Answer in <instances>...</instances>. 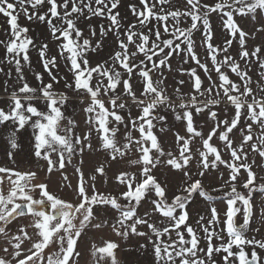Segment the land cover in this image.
<instances>
[{"label": "snow or ice", "instance_id": "obj_1", "mask_svg": "<svg viewBox=\"0 0 264 264\" xmlns=\"http://www.w3.org/2000/svg\"><path fill=\"white\" fill-rule=\"evenodd\" d=\"M93 2L95 7H93ZM44 3L50 7L47 13H40L39 8ZM173 0H140L142 10L133 12L137 16L138 25L142 29L151 20L157 21L154 35L155 40L143 31H136L137 25H129L121 33L119 13L117 9L119 0H0V14L8 18L10 38L7 41L0 40L6 50L5 59L8 63H14L16 72L21 81L24 80L21 69V58L24 63H29L28 55L30 46L34 41L27 33L29 29L19 25L20 13H23L28 20H38L47 23L51 36L58 44L59 55L65 59L70 67L68 71L73 76V83H65V87L76 93H83L88 97V103L83 108L87 114L85 123L88 130L83 135H78L75 120L65 118L62 108L65 106L68 96L66 93L57 92L52 82H59L56 75L51 71L57 67V57L49 58L47 54L48 44L39 46V57L52 82L43 83L42 76L37 73L36 80L40 81L39 88L31 87L26 81L17 91H13L9 97V106L6 111L0 108V125L11 122L13 131L7 137L10 151L7 155L13 160L14 151L20 145L17 134L26 128H31L34 140L33 154L37 159L47 162V172L50 174L56 170L65 168V161L72 162L73 156H82L85 150H91L92 131L98 135L100 150L109 153L112 160L124 158L129 154L139 153V157L129 160L130 165H141L140 179L134 173L121 172L117 181L126 187V190L119 197L105 195L95 188V175L91 177L93 183L88 184L84 180L80 167L75 169L79 174L77 187L73 189L78 203H72L61 199L48 191L47 184L33 183L36 179V172H21L7 167L0 166V238H7L11 246L3 251L10 259L0 256V264H79L77 259L80 253L75 251L78 238L81 237L85 228L91 226L100 229L110 226L116 236L122 237L125 241L130 235L146 238L147 244H140L141 249L152 245L154 264H217L213 255L223 252L224 264H264L256 248L264 250V240L255 238L249 239L246 235L249 230L250 219L254 215L251 197L255 190L264 192V184H255L256 174L252 171L255 160L248 163V152L245 146L250 145L253 153L264 159V96H258L251 87L252 78L247 70H243L237 60L228 55L229 48L234 41L239 43V57L241 60L250 61L255 57L259 67L264 69V60L259 58L261 47L255 46L251 52L246 44L249 33L245 32L235 21L234 15H251L253 21L257 19L256 13H264V0H216L213 5L203 4L202 0H185L183 9L177 7L175 10L165 12L161 7L156 10L157 5H171ZM19 5V10H17ZM69 5H71L69 9ZM29 7L32 9L29 12ZM60 9H63L61 13ZM85 11L88 15L85 16ZM222 13L223 27L227 30L232 39L224 41L225 47L220 48L212 43L214 33L211 31L210 14ZM110 21L109 27H100L101 37L109 31L114 32L119 50L104 61L92 65L88 59L90 51L101 48L102 41H97L93 46L90 39L83 38L82 31L77 27L80 17L91 19L92 16H105ZM173 21L171 28L167 21ZM191 19L188 27L181 28L182 19ZM59 20V25L53 23ZM203 27L202 45L206 50V60L209 64L201 62L195 51L196 42L193 39V32ZM163 26V38L160 31ZM152 32V29H149ZM256 32H264V25L256 28ZM95 36V30H92ZM121 35L126 37L121 39ZM255 38V33L251 34ZM138 41V42H137ZM130 47L135 50L130 51ZM165 49H168L166 52ZM65 53L67 55L65 56ZM183 54L184 62L191 60L202 69L209 80V86L203 88L202 80L195 69H191L188 75L193 80L192 89L194 92L180 94L176 89V98L173 99L167 93L164 86L162 67L171 68L168 63L172 55ZM223 54V58L218 57ZM143 55L144 59L136 62V57ZM163 55V58H159ZM154 57L158 59L154 60ZM147 62V63H146ZM151 67H148V64ZM228 68L234 73L242 84L233 82L229 76L222 71ZM214 71L219 83L212 79L211 72ZM140 78L143 89L139 96L131 85L133 73ZM154 72H159L158 78L153 77ZM59 79H65L60 77ZM95 80L93 85L92 81ZM264 72L260 74V81H257V88L264 93ZM183 84L184 81H179ZM122 85L123 91L117 93ZM242 89V90H241ZM203 97V99H201ZM40 101L45 105L46 110H40L33 103ZM80 103L84 104V96L80 97ZM226 104L225 113L229 107L234 109L232 118L220 120L214 107ZM135 107L138 115L132 116V108ZM171 110L178 121H183L186 135L175 133L176 144L179 149L178 155L171 151L165 152L162 148L154 129L159 123L164 122L166 117L158 114V109ZM127 109V117L123 111ZM208 110V118L215 122L205 137L202 131L203 125L198 130L194 121V113L201 114ZM245 119V127L240 129L241 139L237 143L230 138V134L237 129L241 118ZM251 121V123H247ZM124 125L122 140H117V133L120 132V125ZM259 129L255 131L253 126ZM168 129L161 127L160 131ZM133 132L139 135L134 136ZM222 142L225 151L230 153L231 161L222 159L218 148L210 143L214 136ZM199 138L200 144L194 149L192 145ZM153 151L156 155H153ZM53 154L58 160L52 159ZM166 158V159H163ZM196 161L195 175L199 179H192V174L187 171L192 161ZM15 161L13 160V163ZM162 162L171 166L173 170L183 172L184 179L178 194L174 195L169 202L166 195V185L161 183L152 175V170ZM83 160L81 159V164ZM220 165L230 169L229 177L224 180L213 192L222 193L221 196H213L204 188L203 177L210 170L218 171ZM264 166V165H260ZM241 169L247 173V179L242 187L246 190L240 192L235 183L241 173ZM96 173L104 175V167L96 169ZM223 179V173L218 177ZM67 180V176H64ZM5 181L8 188L5 193ZM71 187L70 183L67 185ZM89 187L92 191L89 194ZM228 191H224V188ZM38 190V198H37ZM152 208L145 211L141 216L138 208L142 201L149 198ZM198 194L204 200L210 202V217L200 215L196 221L204 233L207 241L206 248L199 247V236L191 225L187 223L189 213L187 205L193 195ZM126 201L121 203L120 201ZM220 200L226 204V210L220 213L214 206V202ZM239 202V205H238ZM47 203L51 211L45 212L43 205ZM97 205H109L116 210L118 216L115 222L108 225L107 220L100 221L95 216L94 207ZM243 215V222L237 223L238 213ZM152 213L159 215L168 221L167 226L160 227L156 222H150ZM30 215L33 220L27 226L18 229L19 234L9 235L8 224L15 217ZM223 215L225 219L221 221ZM96 219L98 222L92 223ZM260 219L264 222V202L260 207ZM206 220V223H205ZM223 223L225 227L220 232L215 227ZM139 226H146L149 231H140ZM183 226V227H182ZM34 229L29 235L27 228ZM187 232L189 239L185 238ZM258 231V229H257ZM175 239H172V233ZM227 233V241L224 242L221 233ZM33 236L36 239H33ZM168 236L165 241L162 237ZM220 240L219 246L213 240ZM25 241L30 247L23 248ZM55 245L56 249L45 254V250ZM246 246H252L251 254L246 252ZM119 245L113 241H106L104 246L92 245V257L96 264L100 261H110V264H119L114 250ZM236 249L234 251L233 249ZM127 250V249H126ZM231 258V259H230Z\"/></svg>", "mask_w": 264, "mask_h": 264}, {"label": "rangeland", "instance_id": "obj_2", "mask_svg": "<svg viewBox=\"0 0 264 264\" xmlns=\"http://www.w3.org/2000/svg\"><path fill=\"white\" fill-rule=\"evenodd\" d=\"M10 2H14V0H10ZM62 2V0H60ZM203 4L213 5L216 3V0H202ZM185 6V0H173L171 5H157L156 10L159 11L161 7L164 8L165 12L169 10H175V8L179 7L183 9ZM50 6L47 3H44L40 6V13H47V10ZM71 5H69L70 9ZM93 7L95 4L93 2ZM133 7L137 9V11L142 10L143 6L140 4V0H119V4L117 9L114 12L119 13V20L121 24V33H123L129 25H137L136 31H143L145 34L150 35L152 40H155V29L158 26L156 20H151L144 28H140L138 25L137 16L133 12ZM17 10H19V5H17ZM32 9L29 7V12ZM61 13L63 9H60ZM88 13L85 11V16ZM257 19L253 21L251 15L241 16L238 14L234 15V19L236 23L247 33H249V37L247 38L246 47L249 52L253 50V48L257 45L261 47V52L258 54L261 60H264V32H256V28L264 25V13L257 12ZM6 17L0 14V40L7 41L10 38L9 25L7 23ZM223 19H226L224 17ZM223 19L222 13H211L210 14V25L211 31L214 33V39L212 43L220 48L225 47L224 41L226 39H232L231 36L228 35L227 30L223 27ZM19 25L22 27H27L29 29L27 35L33 39L34 46H30L29 48V63H24L21 58V69L24 80L21 81L19 75L16 72V66L14 63L10 64L5 59L6 50L3 44H0V108L8 110L9 106V97L13 91H17L19 87L22 86L23 82H27L33 88L40 87V81L36 80V74L39 73L42 76L43 83L47 84L52 82L48 75V71L45 70L40 57H39V46L47 43L48 50L47 54L50 57H57V67L52 68L51 71L54 75L57 76L59 82H52L53 88L57 92L66 93L68 96V100L65 106L62 108L65 118H71L76 122V128L74 131L78 135H83L88 130V125L85 123L87 119V114L83 111V108L88 103V97L83 93H76L72 89H68L65 87V83H73V76L68 71L70 64L67 61L60 57L58 44L60 41H56L51 36L49 26L47 23L39 22L38 20H28L23 13H20L19 16ZM53 23L59 25V20H54ZM169 27L173 21L171 18L167 21ZM110 21L107 19V15L105 16H92L91 19H85L84 17H80L77 27L82 31L83 38L90 39L93 46L97 41H102V47L96 51H90L88 53V59L90 63L94 66L97 63H101L104 61H110V57L114 54L115 51H118V45L116 41V36L114 32L109 31L105 36L101 37L100 35V27L104 26L105 29L109 27ZM191 19H182L180 27L185 28L190 26ZM95 30L96 35H92V30ZM149 29H152V32H149ZM160 31L162 33L163 38H168L163 34V26H160ZM255 33V38H252V35ZM203 27L200 26L199 30L193 32V39L196 42L195 51L197 52L201 62H206L209 64V68L211 69L210 61L206 60V50L202 45L203 38ZM121 39H125L123 35H121ZM138 42V41H137ZM135 50L133 47H130V51ZM239 43L238 40L234 41L231 47L229 48L228 55L233 56L237 62L240 63L241 68L243 70L248 71V75L252 78L251 87L253 88L254 93L258 96H264V93H260L257 88V81H260V74L264 72V69L259 67V63L255 57L251 58L250 61L241 60L239 57ZM167 52L168 49H165ZM67 53H65V56ZM163 58V55L161 57ZM219 59L223 58V54H221ZM143 55H139L136 57V62L138 63L140 60H143ZM158 59L154 57V60ZM183 54L181 55H172L169 58L168 63L171 65V68L162 67L161 71L164 76V86L167 88V93L172 96L173 99L176 98L175 90L179 89L180 94H186L189 92H194L192 89L193 80L188 75V72L191 69H195L197 74L200 76L202 80L203 88H207L209 86V80L205 75L204 71L200 69L195 62L188 60L187 63L184 62ZM147 63V62H146ZM148 67H151V64H148ZM224 71L229 78L237 83L242 84L239 78L232 73L228 68H223ZM154 78H158L160 73L154 72ZM212 79L219 83L216 73L214 71L211 72ZM60 77H64L65 79H59ZM183 80L184 83L180 84L179 81ZM131 85L137 96H139L140 92L143 89L142 82L140 78L133 73L131 77ZM93 85L95 84V80L92 81ZM264 83V81H261ZM242 90V89H241ZM123 91L122 85L117 89V93H121ZM84 96L85 103H80V97ZM203 99V97H201ZM37 108L40 110H46L45 105L40 101L33 102ZM226 104H221L217 107L213 108V111L217 112L218 119H231L234 114V109L229 107L227 109V114L225 113ZM127 117V109H125L122 113ZM138 111L135 107L132 108V116L138 115ZM158 114L166 117L164 122L158 124V126L153 130L155 135L158 137V140L164 149L165 152L171 151L174 155H178L179 149L176 144L175 133H179L180 135H186L185 125L183 121H178L175 119V116L171 110L166 109H158ZM194 121L198 130L200 125H203L202 131L204 136L206 137L211 130L212 127L215 126V122L211 121L208 118V110L206 109L199 115L194 113ZM245 119L242 117L240 124L237 129H234L233 133L230 134V138L235 140L237 143L241 139L240 129L245 127ZM247 123H251V121H247ZM124 125H120V132L117 133V140H122L124 133ZM165 127L168 130L161 132L160 128ZM255 131H259L256 126H253ZM14 126L11 122H8L4 125H0V166L7 167L10 169H14L16 171L27 172L34 171L37 176L33 183H45L48 186V191L57 195L61 199L65 201L78 203V199L76 197L73 189L77 187L79 182V174L76 173L75 169L80 167L83 172L84 180L88 182L89 185L93 183L91 177L95 175L96 179L94 181L95 188L98 192L104 193L105 195H111L115 197H119L122 192L126 190L124 185H121L116 177L121 172L134 173L137 179H140V170L141 165H130L129 160L136 159L139 157V153L129 154L124 158H117L116 160H112L109 153L105 150H100V141L98 139V135L95 130L92 131L91 135V150H85L82 154H77L73 156L72 162L68 163L65 161V168L59 169L57 165L56 170L52 173L47 172V162L43 159H37L33 154V144L34 140L32 137L31 128H26L17 134L18 143L20 147L14 151L13 160H9L8 151H10L7 137L9 133L13 131ZM134 136H138L137 132H133ZM210 143L218 148L221 152L222 159L225 161H231L230 153L225 151L223 148L222 142L218 139V135L214 136ZM200 144L199 138H197L196 143L192 145L193 149ZM245 151L248 152V163H252L255 160V164L252 167V171L256 174L255 184H264V159L259 157L258 154L253 153L250 145L245 146ZM153 155H156L153 151ZM52 159L58 160V157L53 154ZM81 159L83 163L81 164ZM166 159V158H163ZM100 166L104 167V175H100L96 173V169ZM187 171L192 174V179H199L200 177L195 175L196 172V161L193 160L191 165L188 167ZM223 173V179H219V175ZM230 169H228L225 165H220L218 171L210 170L203 177V185L204 188L210 192L213 196H221L220 192H213L212 189L220 187L223 184L224 180H227L229 177ZM3 175V174H0ZM67 176V180L64 179V176ZM152 175L161 183L162 186L166 185V195L171 201L172 197L178 194L179 189L181 188V182L184 179L183 172L173 170L171 166L166 165V163L162 162L156 168L152 170ZM247 179V173L241 169V173L239 175L238 180L235 182L237 184V190L240 192H245L246 190L242 187L243 182ZM70 183L71 187L67 185ZM8 184L5 181V193L7 192ZM229 189L226 187L224 191H228ZM91 187H89V194H91ZM37 198H38V190H37ZM152 198V194H149V198L142 201L141 205L138 208V214L143 215L145 211H150L152 205L150 200ZM122 204L126 203V201L121 200ZM262 202H264V192H260L259 190H255L251 197V203L253 204L254 215L250 219L249 230L246 235L249 239L255 238L257 240H264V222L260 219V207L262 206ZM47 204V203H45ZM239 205V202H238ZM212 204L198 194H194L192 200L187 205V211L189 213V219L187 223L191 225L194 229H196L199 236V247L206 248L207 241L204 239V233L202 229L197 225L196 221L199 219L200 215H204L207 218L210 217V207ZM214 206L218 209L220 213H223L226 210V204L222 201L217 200L214 202ZM45 211V209H43ZM46 212V211H45ZM95 216L99 218L100 221L107 220L108 225H111L115 222L118 213L116 210L112 209L109 205H97L94 207ZM221 221L225 219L223 215L220 217ZM33 218L28 216L23 217H15L8 224L9 235L19 234L18 229L21 226H27L32 223ZM205 220V223H206ZM98 222L96 219L92 221V223ZM150 222H156L158 226L163 227L167 226L168 221L162 218L159 213H152L150 217ZM236 222H243L242 212L237 214ZM183 227V226H182ZM225 227L223 223H220L215 227L216 232H220L221 228ZM258 229V231H257ZM140 231H149L146 226H139ZM29 235H32L34 229L31 227L27 228ZM185 238L189 239L187 232H184ZM224 242L227 241V233H221ZM175 233H172V239H175ZM33 239H36L33 236ZM165 241L169 238L168 236L162 237ZM106 241H113L119 245V248L114 250L117 260L119 264H154V257L152 255V245L148 244L147 248L141 249L139 247L140 244H147L146 238L137 237L130 235L127 241H125L122 237H118L112 231L110 226H105L100 229L93 228L91 226L85 228L81 237L78 238V243L75 251L80 253V256L77 258L79 260V264H96V260L92 257V245L95 244L97 247L104 246ZM213 243L216 246H219L220 240H213ZM8 247L9 251H12L11 246L7 243V238H0V256L5 257L6 259H10L7 253L3 251V248ZM23 248L27 249L30 247V243L25 241L22 245ZM56 249V246L53 245L50 248L45 250V254L47 255L49 252H52ZM127 249V250H126ZM236 251V249H233ZM246 252L251 254L252 246H246ZM259 256L264 260V250L256 248ZM225 253L220 252L213 255V260L217 262V264H224L223 256ZM231 259V258H230ZM15 264V262H13ZM100 264H110V261H100Z\"/></svg>", "mask_w": 264, "mask_h": 264}, {"label": "flooded vegetation", "instance_id": "obj_3", "mask_svg": "<svg viewBox=\"0 0 264 264\" xmlns=\"http://www.w3.org/2000/svg\"><path fill=\"white\" fill-rule=\"evenodd\" d=\"M46 205H48V204H44V205H43V209H45L46 212L51 211L50 206L47 207Z\"/></svg>", "mask_w": 264, "mask_h": 264}, {"label": "water", "instance_id": "obj_4", "mask_svg": "<svg viewBox=\"0 0 264 264\" xmlns=\"http://www.w3.org/2000/svg\"><path fill=\"white\" fill-rule=\"evenodd\" d=\"M47 207H49V205H46Z\"/></svg>", "mask_w": 264, "mask_h": 264}, {"label": "trees", "instance_id": "obj_5", "mask_svg": "<svg viewBox=\"0 0 264 264\" xmlns=\"http://www.w3.org/2000/svg\"><path fill=\"white\" fill-rule=\"evenodd\" d=\"M48 5V4H47ZM49 6V5H48Z\"/></svg>", "mask_w": 264, "mask_h": 264}]
</instances>
